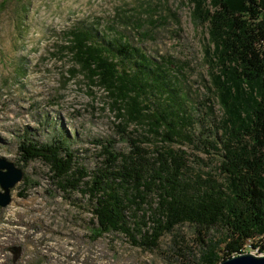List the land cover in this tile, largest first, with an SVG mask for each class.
<instances>
[{
    "label": "rangeland",
    "instance_id": "rangeland-1",
    "mask_svg": "<svg viewBox=\"0 0 264 264\" xmlns=\"http://www.w3.org/2000/svg\"><path fill=\"white\" fill-rule=\"evenodd\" d=\"M191 13L190 0H0V158L23 173L0 208V264H203L207 246L223 241L218 227L188 224L149 251L116 233L93 241L88 197L59 189L42 159L19 162L23 143L63 140L73 170L84 168L89 181L104 167V149L127 155L138 143L151 157L164 148L184 152L191 179L217 177L221 110L207 91L206 29ZM74 28L93 30L103 43L121 34L153 62L169 63L162 71L191 118L187 139L165 143L144 124L130 123L122 134L107 93L70 75L75 67L63 48ZM151 100L153 110L166 102ZM219 250L223 257V244ZM244 253L256 255L250 243Z\"/></svg>",
    "mask_w": 264,
    "mask_h": 264
},
{
    "label": "trees",
    "instance_id": "trees-1",
    "mask_svg": "<svg viewBox=\"0 0 264 264\" xmlns=\"http://www.w3.org/2000/svg\"><path fill=\"white\" fill-rule=\"evenodd\" d=\"M190 4L192 19L206 29L207 91L221 110L217 177L191 179L184 152L164 148L151 157L138 143L127 155L104 149V167L89 181L84 168L73 170V155L63 140L23 143L19 162L42 159L59 189L88 197L93 241L116 233L149 251L165 234L188 224L225 233L223 241L207 246L203 264L243 254L247 243L264 255V0ZM66 35L69 44L63 49L75 67L70 75L79 72L107 93L122 134L131 123L144 124L168 144L187 139L183 132L191 118L162 71L169 63L153 62L121 34L105 43L93 30L74 28ZM152 96L164 97L165 104L153 110Z\"/></svg>",
    "mask_w": 264,
    "mask_h": 264
},
{
    "label": "water",
    "instance_id": "water-1",
    "mask_svg": "<svg viewBox=\"0 0 264 264\" xmlns=\"http://www.w3.org/2000/svg\"><path fill=\"white\" fill-rule=\"evenodd\" d=\"M22 179L21 169L12 162L0 158V208H5L10 204V192ZM218 264H264V256L243 253L224 259Z\"/></svg>",
    "mask_w": 264,
    "mask_h": 264
},
{
    "label": "built area",
    "instance_id": "built-area-1",
    "mask_svg": "<svg viewBox=\"0 0 264 264\" xmlns=\"http://www.w3.org/2000/svg\"><path fill=\"white\" fill-rule=\"evenodd\" d=\"M254 253L258 256H264L263 254L258 253L257 251H254Z\"/></svg>",
    "mask_w": 264,
    "mask_h": 264
}]
</instances>
